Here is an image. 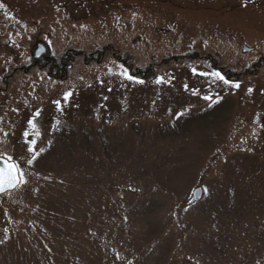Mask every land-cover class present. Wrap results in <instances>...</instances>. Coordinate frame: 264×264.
Listing matches in <instances>:
<instances>
[{
    "label": "rangeland",
    "instance_id": "rangeland-1",
    "mask_svg": "<svg viewBox=\"0 0 264 264\" xmlns=\"http://www.w3.org/2000/svg\"><path fill=\"white\" fill-rule=\"evenodd\" d=\"M258 56L264 0H0V264H264Z\"/></svg>",
    "mask_w": 264,
    "mask_h": 264
},
{
    "label": "flooded vegetation",
    "instance_id": "flooded-vegetation-1",
    "mask_svg": "<svg viewBox=\"0 0 264 264\" xmlns=\"http://www.w3.org/2000/svg\"><path fill=\"white\" fill-rule=\"evenodd\" d=\"M244 51V48H243ZM253 52V51H252ZM72 53V52H71ZM73 53L71 55H66L65 58H63L61 61H55L53 58H44L42 62H37V61H32L33 67L34 68H40L41 70L46 71L49 76H51L52 78L55 79H62L64 75H66L68 73V70L71 68V65L69 64L70 62H72L74 60L73 57ZM77 55V54H76ZM71 58V59H70ZM43 63V64H42ZM255 64L259 66H261L262 64H264V61L262 59L261 56L257 57V61H255L252 65V67L256 66ZM30 68V67H29ZM20 71L28 73L30 72V70H23L21 69ZM19 72V70H15L14 73ZM227 72V71H226ZM254 71H251L249 68L244 69L243 75H245L246 77L251 75V74H255L252 73ZM221 73V72H220ZM234 76V73L231 72H227L226 73V77H224L227 81L232 82L233 79L232 77ZM11 77H7L5 79L9 80ZM236 80V79H235ZM6 80H4L5 82ZM7 83H5L6 85ZM5 90V89H3ZM0 93H4V92H0ZM11 114V115H9ZM7 116H5L4 118L0 119V122L4 125L7 126L8 125V121L10 122L11 120L16 121L19 119V114H17L15 117L12 116V114H15V111H12L11 113H9ZM29 119H26V121H28Z\"/></svg>",
    "mask_w": 264,
    "mask_h": 264
},
{
    "label": "snow or ice",
    "instance_id": "snow-or-ice-1",
    "mask_svg": "<svg viewBox=\"0 0 264 264\" xmlns=\"http://www.w3.org/2000/svg\"><path fill=\"white\" fill-rule=\"evenodd\" d=\"M202 75H204L202 73ZM213 76L221 80L223 83L228 84L229 81L225 80L224 77L220 73H213ZM131 79V77H128ZM159 82V81H158ZM236 88L239 87V84L232 85ZM70 95L66 94L65 99H67V96ZM205 99H210L209 97H205ZM35 127V125H33ZM10 159V158H9ZM22 173L19 172L18 167L15 164L8 163L5 165V168L0 169V189H3L5 185H14L20 182V179L22 178Z\"/></svg>",
    "mask_w": 264,
    "mask_h": 264
},
{
    "label": "water",
    "instance_id": "water-1",
    "mask_svg": "<svg viewBox=\"0 0 264 264\" xmlns=\"http://www.w3.org/2000/svg\"><path fill=\"white\" fill-rule=\"evenodd\" d=\"M33 52H34V58H37L38 60H43L44 58L50 57L49 56L50 55V51H49L48 47L44 43H42V42H39L35 46ZM8 163L15 164V162L10 161V160H8V159L0 156V169L5 168V165L8 164ZM20 181H21V179H20ZM19 184H20V182L17 183V184H14V185H5L3 187V189H0V195L3 194V193H5V192H8V191L15 190L19 186ZM196 195L197 194L195 193V198L197 199V197L199 196V193H198V196L197 197H196Z\"/></svg>",
    "mask_w": 264,
    "mask_h": 264
}]
</instances>
